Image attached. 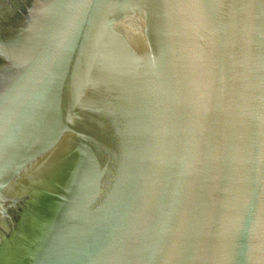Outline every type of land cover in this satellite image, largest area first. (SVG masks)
<instances>
[{
  "label": "water",
  "instance_id": "1",
  "mask_svg": "<svg viewBox=\"0 0 264 264\" xmlns=\"http://www.w3.org/2000/svg\"><path fill=\"white\" fill-rule=\"evenodd\" d=\"M0 264H264V0H0Z\"/></svg>",
  "mask_w": 264,
  "mask_h": 264
}]
</instances>
